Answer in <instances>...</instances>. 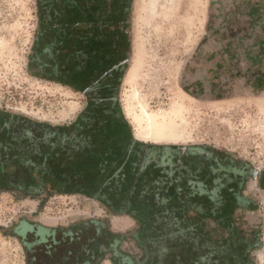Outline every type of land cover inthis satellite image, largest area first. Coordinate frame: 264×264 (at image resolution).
Returning a JSON list of instances; mask_svg holds the SVG:
<instances>
[{"label":"trees","instance_id":"trees-1","mask_svg":"<svg viewBox=\"0 0 264 264\" xmlns=\"http://www.w3.org/2000/svg\"><path fill=\"white\" fill-rule=\"evenodd\" d=\"M79 1L37 0L38 15L70 12ZM61 49L62 58L51 42L33 48L39 52L29 64L46 80L84 95L85 108L59 126L0 111V196L19 193L44 205L54 196L81 195L140 228L127 237L103 220L30 225L32 240L21 239L26 264H101L111 251L114 264H255L258 238L232 228L240 181L250 168L211 147L184 151L135 139L119 101L121 76L108 82L111 65L96 63L99 71L91 70L71 48ZM74 79L78 83L69 84ZM218 229L226 235L214 238ZM3 235L18 236L13 230ZM128 238L143 251L140 260L114 249Z\"/></svg>","mask_w":264,"mask_h":264},{"label":"rangeland","instance_id":"rangeland-1","mask_svg":"<svg viewBox=\"0 0 264 264\" xmlns=\"http://www.w3.org/2000/svg\"><path fill=\"white\" fill-rule=\"evenodd\" d=\"M218 1L134 0L131 59L119 90L120 104L137 140L167 146H213L264 171V83L256 85L258 78L264 80V63L253 61L249 69L244 61L232 59L223 66V79L210 86L207 95L198 91L195 82L202 76L201 55L208 46L214 2ZM225 1L217 6L224 12L246 8L239 1L235 7L231 0ZM228 27L235 29L231 42L240 36L249 39V34L257 38L256 28L248 22L230 21ZM38 29L37 0H0V111L55 126L72 123L85 108L84 96L38 79L30 71ZM198 92L201 96L196 97ZM253 188L263 192L255 182H248L245 194L252 199ZM236 216L246 228L258 220L255 213L237 211ZM91 219L103 220L111 231L127 237L140 228L132 218L110 214L97 201L81 195H58L41 205V200L22 198L19 193H3L0 264H26L21 239L32 240L29 225L69 227ZM12 230L19 235H3ZM222 235L223 231H212L214 238ZM117 251L138 260L144 256L129 238ZM252 257L256 264L255 253ZM101 264H114V260L108 254Z\"/></svg>","mask_w":264,"mask_h":264},{"label":"flooded vegetation","instance_id":"flooded-vegetation-1","mask_svg":"<svg viewBox=\"0 0 264 264\" xmlns=\"http://www.w3.org/2000/svg\"><path fill=\"white\" fill-rule=\"evenodd\" d=\"M223 1L214 2L213 24L207 36L208 46L204 47L205 49L201 55L202 76H198L195 80L198 91L200 93L203 91L205 95H207L206 92L212 90L210 86L223 79V66L226 67L232 59L244 61L249 69L253 67V61L258 64L264 63V0H231L233 6H238V1L241 4H246V8L239 12L231 10L224 12L221 8L218 9L217 6L221 5ZM133 2L134 0H80L76 8L70 12H56L50 14L49 19L40 18V30L34 48L45 47L47 43L51 42L52 48L57 49V53L61 58L65 53L61 48H71L76 61L83 62L88 59L87 64L90 68L92 67L91 70L95 66L99 71V66L96 63L111 65L110 71L105 73V79L108 82H117L116 78L121 76V87L131 56L130 19ZM230 21L252 24V28H256L257 38L255 39L253 35L249 34V39L240 36L235 43L231 42L229 38L235 29L234 27H228ZM68 45L69 47H67ZM47 48H50V46H47ZM36 51L33 50L31 61L35 60L34 57L39 52ZM233 52L235 56H233ZM30 68L35 77L38 76V79L50 82L46 80L42 73L38 72L36 65H30ZM74 80H71L69 84H75L79 81L78 79ZM92 82L97 81L92 79ZM262 83H264L263 78H258L256 85ZM195 96L199 97L201 95L198 92ZM245 169L246 167L243 170ZM247 177L248 175L243 173V178L240 181L242 199L233 211L232 228L246 239L253 240L257 237L260 244L259 220L246 228L242 224V220L236 216L237 211L246 215L257 214L258 205L256 200L245 194ZM209 228L210 225H207V229ZM224 235H226L225 231H223L221 238ZM132 242L136 248L140 249L134 240ZM114 249L117 250L118 247H114ZM109 254L113 260L117 261L112 251Z\"/></svg>","mask_w":264,"mask_h":264},{"label":"built area","instance_id":"built-area-1","mask_svg":"<svg viewBox=\"0 0 264 264\" xmlns=\"http://www.w3.org/2000/svg\"><path fill=\"white\" fill-rule=\"evenodd\" d=\"M252 197L256 200L257 218L259 220L260 244L259 249L255 252L256 264H264V191L253 188Z\"/></svg>","mask_w":264,"mask_h":264},{"label":"crops","instance_id":"crops-1","mask_svg":"<svg viewBox=\"0 0 264 264\" xmlns=\"http://www.w3.org/2000/svg\"><path fill=\"white\" fill-rule=\"evenodd\" d=\"M38 18H39V29H38V32H39V30H40V16L38 15ZM38 32H37V34H36V37H37V35H38ZM35 44H36V41H35ZM35 44H34V47H35ZM131 57V56H130ZM131 59V58H130ZM86 62H88V59L86 60ZM125 79V78H124ZM46 82V81H45ZM49 83H54V82H49ZM76 93V92H75ZM78 94H80V93H78ZM82 95V94H81ZM82 96H84V95H82ZM84 98H85V96H84ZM122 107V106H121ZM122 110H123V108H122ZM123 113H124V115H125V112H124V110H123ZM126 117V116H125ZM126 119H127V117H126ZM136 139V138H135ZM204 146H206V145H204ZM183 147V150L184 149H186V151H196V150H199V149H197V148H200V147H203V146H187V147H184V146H182ZM206 147H211V148H214V149H216V150H219V151H221V152H225V151H223V150H220L219 148H216V147H213V146H206ZM225 153H227V154H229L230 156H232L235 160V163H238L239 164V162H240V165L244 168V167H249L250 168V172H249V174H247L248 175V177H247V184H248V182H250V181H252V182H255L256 183V185H258V187H260L263 191H264V188L261 186V183H264V171H261L259 168H251L249 165H247L246 163H244L243 161H241V160H239V158H237L236 156H234V155H232V154H230V153H228V152H225ZM242 163V164H241ZM257 173V174H256ZM106 257H107V255H106Z\"/></svg>","mask_w":264,"mask_h":264},{"label":"bare ground","instance_id":"bare-ground-1","mask_svg":"<svg viewBox=\"0 0 264 264\" xmlns=\"http://www.w3.org/2000/svg\"><path fill=\"white\" fill-rule=\"evenodd\" d=\"M128 111H129V114L131 115V117H134V114L135 113L132 112L131 107H129ZM135 118H136V115H135ZM136 120H137V123L140 125L141 124V119L140 118H137Z\"/></svg>","mask_w":264,"mask_h":264},{"label":"water","instance_id":"water-1","mask_svg":"<svg viewBox=\"0 0 264 264\" xmlns=\"http://www.w3.org/2000/svg\"><path fill=\"white\" fill-rule=\"evenodd\" d=\"M257 174V173H256Z\"/></svg>","mask_w":264,"mask_h":264}]
</instances>
